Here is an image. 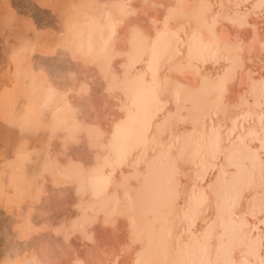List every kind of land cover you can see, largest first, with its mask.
Returning a JSON list of instances; mask_svg holds the SVG:
<instances>
[{
  "label": "clouds",
  "instance_id": "clouds-1",
  "mask_svg": "<svg viewBox=\"0 0 264 264\" xmlns=\"http://www.w3.org/2000/svg\"><path fill=\"white\" fill-rule=\"evenodd\" d=\"M49 7L43 30L7 26L12 56L43 48L80 71L66 87L65 74L33 77L30 103L4 120L13 173L36 164L32 138L47 141L15 190L28 220L0 232V264H264V0ZM53 197L78 214L33 225Z\"/></svg>",
  "mask_w": 264,
  "mask_h": 264
},
{
  "label": "rangeland",
  "instance_id": "rangeland-1",
  "mask_svg": "<svg viewBox=\"0 0 264 264\" xmlns=\"http://www.w3.org/2000/svg\"><path fill=\"white\" fill-rule=\"evenodd\" d=\"M44 1L43 3L38 0H0V30L4 32L3 35H0V180L10 179V173L3 171L8 167L5 162L14 159L16 148H13V145L15 144L16 146V142L18 141L17 130L9 127L8 124L4 123V120L7 119L8 115L22 112L30 103V99L26 95V89L31 85L32 78L35 77L41 81L44 79H54L53 81H55L58 75L65 74L67 84H62L61 86L66 87L71 84V80L67 78V74L71 71H80L76 65L57 63L55 58L41 56L39 53L44 51L43 48H38V54L32 60H26L24 63L21 62V68L19 67L20 61L12 56V47L17 45L18 41L15 39V35L7 30V26L23 22L25 25L35 27L37 30L46 28L47 25L52 23L49 7L51 0ZM11 19H14V22L12 20V23H8L7 21ZM6 39L8 40L7 44L5 43ZM98 91L99 89L94 85L93 98H95ZM79 103L83 104L82 101H79ZM43 117L48 120V113H45ZM43 134L47 135L41 132L32 138L28 144V150L33 151V158L36 161L43 152L41 149L42 138H44L42 137ZM72 151L75 153L79 149L74 148ZM34 166L35 164L29 165L28 170H31ZM50 187L51 185H49ZM18 201L20 200H15V206L13 205L11 209L0 203V232L7 230L9 234H16L13 232V226L16 222L20 221L17 218V216L20 217V214L16 212L19 207L18 205L20 203L22 209H26L30 205L29 202ZM13 208L14 211H12ZM41 212L50 213L47 219L58 221L67 213L71 212L73 214L74 211L71 209H61L59 202L53 197L49 202L37 206V211L33 214V219L36 223L43 222L40 217ZM72 244L79 247L78 238H73ZM3 247L4 239L0 237V249H3Z\"/></svg>",
  "mask_w": 264,
  "mask_h": 264
},
{
  "label": "bare ground",
  "instance_id": "bare-ground-1",
  "mask_svg": "<svg viewBox=\"0 0 264 264\" xmlns=\"http://www.w3.org/2000/svg\"><path fill=\"white\" fill-rule=\"evenodd\" d=\"M38 1H44V0H38ZM45 2V1H44ZM43 2V3H44ZM10 19V18H9ZM13 20V22H14V19H11V20H9V21H7L8 23H12L11 21ZM29 27V26H28ZM1 28V27H0ZM35 28V27H34ZM9 33V32H8ZM13 36V35H12ZM14 47V46H13ZM13 47H12V49H13ZM11 49V48H10ZM20 63V65H19V67L20 66H22L21 65V62H19ZM24 63V62H23ZM24 65V64H23ZM21 68V67H20ZM19 69V68H18ZM46 71V70H45ZM94 71V70H93ZM41 72H43V71H41ZM45 74H46V72H45ZM31 75H33V74H31ZM37 75V74H36ZM49 75V74H48ZM31 77V76H30ZM54 80V79H53ZM24 83V82H23ZM62 87H64V86H62ZM27 95V94H26ZM27 97H29L28 95H27ZM29 99H31L30 97H29ZM76 103L77 104H80L79 103V101H76ZM81 105V104H80ZM12 114V113H11ZM10 115H8L7 116V118L9 117ZM47 117V116H46ZM43 119L45 120V121H47V119L46 118H44L43 117ZM6 131V130H5ZM4 131V132H5ZM1 132H2V130H1ZM3 133V132H2ZM3 135V134H2ZM5 135V134H4ZM42 137H44V138H42V146H41V149L43 150L44 149V146H45V143H46V141H47V135L45 136V134H43L42 135ZM17 141V140H16ZM40 141V140H39ZM14 142V141H13ZM11 144V143H10ZM40 144V143H39ZM13 145V144H12ZM11 146V145H10ZM17 146H18V141L16 142V146H15V144L13 145V148L15 147L16 149H17ZM29 146V145H28ZM39 147H40V145H39ZM53 148H54V150L55 149H58L59 148V143L58 142H55L54 143V145H53ZM15 149V150H16ZM42 160H43V155L42 154H40L39 155V157H38V159H37V162H36V164H35V166H34V168H31V170H28V167H27V171H26V173H24V174H21V173H13V170L10 168V167H7L3 172H9L10 173V179L9 180H5V179H3V180H0V203H2V204H4V206H6V207H8V209H11V207H13V205L15 206V204H14V202H15V200L17 199L16 197H15V190H16V188L17 187H19L21 184H22V182H23V180L25 179V178H30V176H31V174L33 173V171H36V170H38L39 169V166H40V163L42 162ZM7 181H8V183H7ZM17 202V201H16ZM18 202H20V201H18ZM25 203V202H24ZM28 204V203H27ZM24 205V204H23ZM19 207H18V209H17V213L18 214H20V217H18L17 216V218H18V220L20 219V221L19 222H16L15 224H14V226H16V227H18V228H23V227H25L26 226V222H27V220H28V208L30 207V205H28L27 206V208L26 209H22V206H20V203H19V205H18ZM12 211H14V208H13V210ZM78 213H76L75 211L73 212V214L71 213V216H75V215H77ZM66 216H68V213L66 214V215H64L60 220H58V221H52V220H50V219H48V220H50L53 224H58V223H60L61 222V220H63ZM69 219L71 218L70 216L68 217ZM31 221H32V224L33 225H40L41 223H36L35 221H34V219H33V215L31 216ZM13 226V227H14ZM15 234V233H14ZM16 235V234H15ZM113 259L115 258V257H112Z\"/></svg>",
  "mask_w": 264,
  "mask_h": 264
}]
</instances>
